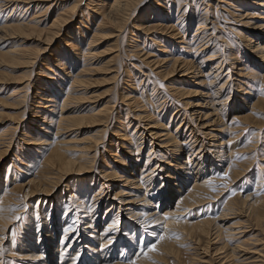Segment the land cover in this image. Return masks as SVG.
<instances>
[{
    "label": "bare ground",
    "instance_id": "6f19581e",
    "mask_svg": "<svg viewBox=\"0 0 264 264\" xmlns=\"http://www.w3.org/2000/svg\"><path fill=\"white\" fill-rule=\"evenodd\" d=\"M42 1L43 0H0V15L2 13V10H4L5 9L4 7H6V6L12 8V11L23 10L22 13L25 14V12L28 9L33 7L30 5L35 4L34 5L35 11H34L33 15L31 14V16H30L31 19H29V22H26L23 24V22L19 23V21H15L16 23H10L9 24L7 20L9 19L10 16L9 17L8 16L3 17V19H5L6 21L4 20L5 23H3V22L1 23V21H0V23L3 25L0 27V31L4 32L5 34L8 33V35H10V36L11 35H23L26 38L28 36L32 37L33 34L37 35V37H40V39H42V41H43V42H38V43H42V45L43 44L46 45V48H42L41 52L43 53V51L45 52L51 48L50 46L53 45V43L58 38V36H60L61 32H63L66 29L67 25L70 23L69 18L72 15L74 16V12H75V15L78 13V16H79V14H83V13H82V11L77 10V7H79V4L78 5L74 4V6L69 10L62 8V10L59 11L62 13H60V15L57 14L54 17H52V20L50 21V23L48 25L45 23L46 24L45 25L44 22H42L40 20V18L43 16H46V13L48 12V10L38 6V3L42 2ZM63 1L64 0H52V1L49 0V2L52 3L51 5H54L55 7L57 5L59 6L60 3H62ZM46 2H47V0H46ZM53 2H54V4H53ZM88 2L89 3L85 4V10H90V13H88V11H87L85 16L79 17V19L81 18L79 20L80 26L78 25L79 27H81V26H83L84 28L86 27L85 30L84 29L81 30V28H83V27H81L79 29L77 24L74 25V27H72V28H74V30L67 33L66 36L64 35L65 37L62 40V44L59 46L58 51L54 52L53 54L50 53V60L52 59L55 62V66H57L58 69H60V71H62V72L64 71V77L61 76L59 73H56V78L54 81V78L52 77V75L55 74L54 73L55 71H53L51 69L52 66L49 65V63H47V62H49L48 61L49 59L44 60L42 63V66L45 69H47L48 72H50V74H52V75L45 74L44 73L45 71L40 73V75H38L40 80L38 79L39 81H38L37 86H40L42 90H40L41 91L40 92L39 89H36V92L34 93L35 94L34 98L37 99V101H39V102H36L35 107L40 108V110H37V112L35 111V113H33L34 116L32 119L40 118V116H42V117L53 116L54 111H56V109H59V112L61 114L57 116V119L56 120L53 119V121L50 119V121H48L50 124H54V127H55L54 133H52L53 136H51V137H55L56 142H54V138H51L52 139L51 143H49L47 141V139L41 140V138L40 139L36 138V137H35L36 139L33 138L31 133H30V132H32V131H30L31 125L30 126L28 125L30 132L27 131L26 133H24L25 134L24 136L26 138H29V139H27V140L23 139V141L28 143L30 146H33V145L36 146L37 144H40L39 147L36 149L42 151L43 156H44L45 152H48L46 157H44V159H43V162H42L43 167L41 168L42 172L39 174L37 179L30 180L28 182V184H26V186L21 185V186L17 187V188H20L21 190L26 188V190L24 192L25 197H28L30 199L33 197H37L38 199L36 202L37 203L38 202H41V203L44 202L43 205H45V203L47 201L46 198H48V197L52 196V194L56 193L58 188H60L63 184H65V182L70 180L71 175H74L76 178L75 181L72 182L70 185H65L66 190H68V192L70 193L69 194L70 198L68 197V199H65V202L68 204V209H70L71 207L74 206L75 209L78 210L79 214L77 215V214L73 213L70 216L67 214V216H69L66 218L67 223L63 224V227L61 230L63 234L60 237L59 243L54 245V251H53L54 253L60 254V257H59V260L57 262H51L52 264H66L67 259L70 257V255H72V253H75V252L81 253L84 249H86L85 252L88 253L91 249L94 250L97 248V246H100L101 244H107L108 245V244H114L116 242H119L117 239V235H119L118 234L119 229H120L119 228L120 227L119 221L121 220L120 219L121 214L126 215V218H128V221L132 222V224L136 225V227H139V228L141 227L142 229H144V227H145L146 229L149 228L150 230H155L153 228V226L158 224L157 222L159 220L166 222L165 221L166 216L168 218H171V217L173 218V217L177 216L180 211H181V214L183 215L186 210L189 211V210L193 209L194 207L203 205L205 202H207L208 200H206L207 198L205 199L204 195L210 190V187H212L211 182L213 183V179H214V178H212L213 173H211L214 169L210 168L209 170H207V168L203 167V165H205V160L207 161L206 165L208 168L210 166H212V164H213V161L211 159L206 158L207 157L206 156L207 148H210V149L214 148L215 149V150H212V152L215 153V158H216V157H218L216 155L219 154V156H220V155L224 154L223 148L217 147V146L222 145L223 143L221 142L220 145L215 146L214 143L210 142V141L208 142L209 145L205 144L206 142L199 141L198 136L202 132L199 130H196V132H195L196 123H197V125H201L200 129L205 130V132H203V135L205 137H213L211 135L212 134L211 132H209V131L206 132L209 125H207V123H202V124L200 123L199 124V122H198V120H200V121L203 120V122H206V120L209 121L210 117L205 112L201 114V111H199V109H197L199 107H202L201 103L197 102V104L192 105V102H188V100H185V99L189 98L190 96L191 97L198 96L201 99V101H203V103L205 104L204 106H209V105L213 104V102H215L214 100L218 99V100H216L215 104L223 107V105L226 104V101L229 100V98H230V97L226 98L223 95H224L227 87L229 86V88H230L232 86V82H230V80H231L230 76L227 74V72L225 74L226 79L224 80L223 83H221V80L224 79L222 76V73H223L222 69L223 68H225L229 72L232 71L233 69L237 70L236 75H238L240 78H242V80H241L242 82L240 84H243V85H247V84L249 85V82H251V81H258L260 79L264 80V74H262V71H264V13L261 14L262 16H259V18H260L259 21L253 22L254 25H256L257 23L258 24L254 27L251 26L252 29L251 30L248 29L249 31L247 32L246 35L245 34L240 35V32H239L238 41L240 40L241 45L233 48L230 43H228V42L226 43L227 49H225L226 52L224 53L226 55H225L224 59L221 60L219 58L220 60L218 61V60H216V52L219 50H217V49H216L217 51L216 50H214V51H212V50L206 51L205 50L208 48L207 46L209 45V40H207V38L209 37L208 36L209 34L204 31V30H208V28H207L208 26H207L206 20H202L205 18H200V19H197V21H196L195 19H193L194 16H192V17L188 16L187 17V16L183 15V14H185L184 10H183L184 12L178 11L179 6L178 7L176 6V10L174 9L176 12L174 13L172 6L169 5V3L166 2V0H153V4L151 5V9L149 11L150 14H148L150 16V18L148 19L146 17V14H144V15L141 14L139 16L136 24H133V28L140 33H141V31L149 33L150 31H153V30H155L157 32H163L165 29H171V31H170L171 33H168V34H170L168 36V38L171 40H174V41L178 40L177 46H184L182 48H185V51L187 52V54L194 55L193 59L196 62L195 61L192 62L191 59L189 60L185 57H183V58L174 57L173 53H170L169 55L168 54L162 55V53L164 54V52H165L164 50L166 48L161 47V45L158 46L160 49L162 48L161 50H159L161 52V55H159V58H160L159 61L162 62V64L164 66L169 67V71H165V70L159 71L158 74L160 73L162 77L167 75L164 78V80H166V79H168V77L170 75H172L174 73L176 74V71L178 68L177 79H175L173 81H169L167 83V85H169L170 87L172 86L171 87L172 89L170 88L171 96L174 99L178 98V100H180L179 102H181V104L185 106L184 110H186V111L184 112V114L186 115V117H185L186 121L183 122V119H182V121L179 120L174 131L169 129L170 128L169 124H171L175 121V119L178 116L180 109L177 110L178 107H177V109L175 108L173 113L169 116L170 119H169L168 125L163 124L162 121H164V119L166 120V117H167V115H165V114H167V109H166L167 106L163 105V103H165L163 101L164 98L161 99V98L157 97L158 94L156 95L154 91L151 94H149L148 92H145L144 88L141 87V89H139L138 87L142 85L141 81L139 84H137L138 87H134L133 85L135 84V80L130 75H129L130 77L127 76L125 78L126 79L125 84L128 86V88H124L122 90V93H121V98H122L121 102H122V104H124V109L122 108L123 109L122 111L124 112V116L119 117V119H116V123H114L115 126H112L113 123H110L111 122V110L112 109L108 106L109 105L107 103L108 101L106 102V104H108V105L105 106L106 105L105 104L104 105L105 107H103L99 110H97V107L93 106L86 112L85 111L82 112V109H81V111H79V112L75 111L76 113H74L73 109L75 110V108H70L71 104L72 103L81 104V102H83L86 99L83 96L89 94V93H86V91L83 89V88H85L84 87L85 85L87 86V85H90L92 83L91 82L92 78L90 76H88L87 74H89V73L97 74L98 69L95 71V69H89L88 68L95 61L100 60L99 56H98L100 53H98V55H97V52H96L97 49H95V47L97 46V44H96L97 41H99L102 38H111V37L113 38L114 34L116 32L120 33L121 29L123 28V26L125 24V21L129 19L128 18V14L130 16L129 12L130 11L132 12L133 9H137L138 6L142 5V0H95V1L88 0ZM253 3L254 4H252V5L253 6L255 5V7L264 8V0H256V2H253ZM22 4H24L25 6H21ZM225 5L228 7H233L230 2H227ZM245 6H248V5H245ZM23 7H25V8L23 9ZM232 13H234V12H232ZM243 14H244V12H243ZM253 14L257 15L258 13L256 14L253 12L251 15H253ZM235 15L240 16L241 14L238 15V13H237ZM242 15H241V17H242ZM244 16L247 18L251 17L252 19L257 18V16L256 17L250 16L246 13ZM0 18H1V16H0ZM171 18L174 19L173 23L169 21V19H171ZM236 19H238V18L236 17ZM31 22H32V24H31ZM83 22L85 24L86 23L88 24L89 22H91L92 26L90 23H89L90 25L88 24V26H86L83 24ZM6 23H8V24L6 25ZM41 25H42V28H39V26H41ZM191 26L195 27L193 34L188 33V30H189V28H191ZM166 27H168V28H166ZM206 35L208 37H206ZM13 37H15V36H13ZM25 37H23V38H25ZM135 40H138V39H135ZM143 42L145 43V39ZM195 42H196V44H194ZM199 44H201V45L198 46ZM19 46L23 47V43H22V45H18L17 49L14 48L15 47L14 46V47H12V49H9L4 53L2 52V54L0 52V59H1V57H4V59L7 58L8 60H5V61H9V63H11L13 66H16V67L19 66L18 64H20V66H21V64L23 66H25L24 64L27 65L28 63H29V66H31L30 64L33 63L32 57L35 56V54L37 52L32 53L31 54L32 57L25 56L27 54L21 56L20 55V53H21L20 49H18ZM0 48H2V47H0ZM66 48L70 49V53L68 54L67 50H66L65 55H62V49H66ZM31 49H33V48H31ZM135 49L140 50L139 45L135 46ZM170 49H171V51H169V52H172L173 50L175 51V49H173V48H170ZM22 50H23V48H22ZM33 50H35V49H33ZM239 50H241L240 53H239ZM27 51H29V50H27ZM30 51H32V50H30ZM22 52L24 54V51H22ZM182 52H184V51H182ZM139 53H137V54H139ZM238 54L242 56V58H243L242 60L238 58ZM20 56H21V58H20ZM141 56H143V55H141ZM146 57H147V55L145 56V58ZM169 57H171V58H169ZM252 57H255V58H252ZM35 58L36 57H34V59ZM148 58H150V57H148ZM257 58L260 61L258 63L253 62V60L257 59ZM217 59H218V57H217ZM111 60L112 59H108L102 65V67L99 70L110 71V63L112 62ZM19 61H21V63H19ZM159 61H157V62L153 61L152 62V60H151L148 63L151 64V62H152L153 66L154 65L157 66L156 64H158ZM230 61H232L233 63L230 64ZM236 63L237 64L239 63L238 64L239 66L237 68L235 67ZM7 64H8V62H7ZM23 66H22V68L26 67V66L25 67H23ZM104 66L107 68L104 69ZM164 66H162V67H164ZM207 66L210 67V69L208 71L205 70V68H207ZM77 67H79L78 70H77ZM230 67L232 68V70L230 69ZM155 68H157V67H155ZM74 69H75V71H73ZM128 69H127V71H128ZM66 70L68 71L67 73L65 72ZM159 70H161V69H159ZM111 72L115 73V71H113V70ZM28 73L29 72L23 73V75L28 74ZM114 76L116 77L117 74L115 73ZM18 77H21V76H18ZM199 78H202V79L199 80L198 83H196L197 81L195 82V80L199 79ZM26 79H24V80H26ZM187 79H189V80H187ZM212 79H213V81H212ZM44 80L52 81V82L54 81L52 83L53 85L48 83V88L45 87L44 83H43ZM0 81H2L0 83H4V78L0 77ZM28 81H29V79H28ZM60 81L63 83H67L69 81L70 83L64 89V87H61L62 85L59 83ZM216 81H220L219 83H221V85L218 88L210 90V87L211 88H212V86L217 87V85H219V83L217 85H212ZM10 83H12V82H10ZM130 84H132V86ZM172 84H174V86ZM192 86L200 87L199 88L200 90H196L197 88L193 89ZM202 86H208V87H206L207 88L206 93H205V91H204V93H202V91H203ZM26 87H28V86L24 85L22 88H20V89L18 88V89L23 90ZM129 87H131V88L129 89ZM239 87L241 88V86H239ZM250 87H251V84H250ZM201 88H202V90H201ZM136 89H138V91ZM17 90L15 89L10 96H12L13 94L15 95ZM149 91H151V90H149ZM21 92H23V91H21ZM23 93L25 95V92H23ZM15 96L17 97L18 95H15ZM60 96L61 97L63 96V98L59 102L58 98ZM21 98H23V96H21ZM87 99H88V97H87ZM142 100H143V102H142ZM43 101H45L44 104L41 103ZM141 102H142V104L139 105ZM255 102H256V104H258L260 106L261 101L257 102V100H256ZM12 103H14V101ZM207 103H209V104H207ZM16 104H19V103H16ZM20 104H21V102H20ZM190 105H192V106H190ZM80 107L82 108V105L79 106L78 108H80ZM149 107H150V109H148ZM70 110L72 112H70ZM187 110H190V111H187ZM23 111H26V109L24 108ZM120 111L121 110L119 109L118 112H120ZM201 116H203V117L201 118ZM43 119H45V118H43ZM242 119L245 121V120H247V117L244 116V117H242ZM144 121H146L148 123H143ZM213 121H211V122H213ZM20 122L17 123L16 126H18V124H20ZM32 123L35 124L34 121H32ZM84 124H87L86 126L89 125L88 126L89 128L90 127H99L100 130L102 129V131L106 130L108 126H112L113 136L118 139V142L117 141L115 142V140L112 139L110 141V144L108 145L109 149L107 150L109 152V154L111 155V157L113 156L112 158H114L113 161L116 163V165H113V167L107 166V169L101 171L102 174H100L101 179H105V180L107 179L106 181L104 180L106 185H108L107 183H110L111 184L110 186H112V187H106L105 184L99 183L98 188L91 191L92 192V197H91L92 199H90V200L88 199V197H89L88 194L90 192V188L93 185L95 186L98 183L97 181H99V180L95 179V176H92L91 178H89L90 177L89 175H92L93 162H94V157L96 155V153H93V152L95 149L97 150L98 149L97 147L100 146L99 144H101L100 139L96 138L98 133H96V135L91 136L90 137L91 140L85 141V140H87V138L82 140V142H85V143H83L82 146L79 149H77V150L82 151L79 154H71V155L66 154L65 150H64V147H66V145L59 144L60 141H63V138H61V137L64 136V134L66 132H72L73 133V131H75V130L78 131L79 128H82L84 126ZM142 127H143V131H145V132L147 131V133L149 134V137H152L154 140L159 141V144H160L159 145L160 148L158 147V150H154L153 146L151 148H148V150H147L148 153L144 157V159H141L142 157L140 158V156H141L140 152L142 149V145H143V143H145V141L143 140L145 138V136L143 135L142 131L139 130ZM97 129L98 128H96V130ZM100 130H98L97 132H100ZM153 130H156V131H153ZM43 131H45V130H43ZM183 134H184V138L181 141L180 136H182ZM185 136H187V137H185ZM90 138H88V139H90ZM232 138H233V136H232ZM0 139H1V137H0ZM37 139H39V141H42V142H39V143L36 142V141H38ZM205 140H206V138H205ZM229 140H231V139H229ZM146 141H148V140H146ZM153 143L154 142H152V144ZM147 144L149 145V144H151V142L148 141ZM5 146H2V147H5ZM48 146H50V147H48ZM9 147H10V145L8 144L7 148H3V149L0 148V161L2 160L4 155L8 152ZM168 147H171V148L168 149ZM40 151H37V152L41 154ZM167 157L170 159V160L169 159L167 160V162H169V163L163 164V162H162L163 160L161 158L167 159ZM221 160L223 162H226L227 164L229 163V160H227L226 154L221 156ZM173 161H174V164L170 165ZM108 169H110V170L108 171ZM227 169H229V167H227ZM157 170H159V173L165 170L166 176H164V177L160 176L161 178H159V181L156 182L155 175H157V174H155V172H157ZM39 172H40V170H39ZM204 172H209L210 174H205ZM85 177H86V179H83ZM73 180H74V178H73ZM115 182L121 183V185L119 187H116L117 184L115 185ZM187 182H190V185L185 190V186L187 185L185 183H187ZM113 187L115 188L114 193H113V197H111V199H110L109 194H105V196H107V198H104L103 194L105 193V190L107 189L109 192V189L113 188ZM181 187H183L182 191L180 190ZM163 191H165V193L167 194V196H168L167 198H165V197L163 198V194H162ZM148 193H153L155 195H159V197L156 199L157 204H160V201H161V202H164L166 207H167V208H165L166 210L163 213H159L156 211L158 206H155V209H153L151 207V203L145 199L146 195L149 196ZM212 196L214 197V195H212ZM42 197H46V198H42ZM151 197H153V196H151ZM174 197L176 198L175 199L176 200L175 209H173L171 211V209H169L168 206L171 204V199H173ZM7 200L8 199L6 197H4V199L0 203V232L5 231V229L8 227L7 220L5 219V218H7V213H6L7 212V210H6L7 209V203L9 202ZM103 200L106 204L104 214H105L107 219L105 222L98 223L97 224L98 226L93 227L91 225L92 221H90V220H92V219L94 220L98 217V213H99L101 203ZM63 202H64V196L62 197L61 201L50 202V206H51V208L53 207V205L57 206L58 211H59V208L61 209V207H63L62 206ZM70 202H72V203H70ZM232 203L233 202L230 200L228 202V204H226V207L224 205V207L226 209L221 212V215H219L220 216L219 218L221 221H225V220L230 219L231 218L230 216H232V215H235V216L237 215L236 210H234L232 208V205H233ZM241 204L246 205L245 207H247L248 211L247 210H245V211L248 212L249 218H252L254 220V223H255V221L260 222V220L263 219L264 212L262 211V207L264 205L260 208V206L262 204V198L255 197L253 199H249L248 196L245 195L244 199L241 200ZM47 205H45V206H47ZM93 211H94V213L92 215H90V213H92ZM36 212L37 211L35 209L34 213L36 214ZM49 212L46 211V213H49L48 216L50 217L51 214L53 213V209H50ZM66 212H67V210H66ZM68 213H70V212L68 211ZM89 215L91 217H89ZM235 216L234 217L232 216V218H235ZM71 218H74V219L76 218V223L78 224V226H79V224H82V225L85 224L84 225L85 227H83V229L80 231V229L77 228L78 226H76V224H72L74 221L72 223L68 222L71 220ZM89 218H91V219H89ZM215 219L217 220V218H215ZM212 222H213L212 219L211 220H208V219L197 220L195 223L190 225L189 228L191 230L196 231L200 235H203L205 237H209L210 232H211V228L213 229V227H215L213 229L214 233L212 234V232H211L212 236H215V238H218L220 235H222L224 233L225 236L228 237V239H226V240H228V242L231 241L232 239L239 240L241 235L243 236V234H245L244 231L246 229H244V230L240 229V228L234 229L233 227L232 228L230 227V229H227V228L222 229V224H221V226L218 224V225L211 227ZM58 223H57V226H53V227L47 226L48 227V238H49L47 243H46V241L45 242H43L42 240L40 241L39 236H38V238L35 239V241H36L35 244H36V246H38L39 251L36 254H30L29 257L35 258V256L38 255V256H36V258L39 260V255L40 254L43 255V256H40L42 261H40L39 264H46V263H44L46 255H51L49 253V250L51 248L49 249L47 247H48V245H50V242H51V241L49 242V240H53L52 234L55 233L57 228L59 227ZM244 223H246V222L244 221ZM170 224H171V222H169V220H168L166 222V227H168L169 229H170V227H169ZM235 224H236V222H235ZM235 224H233V226ZM134 225H132V226H134ZM123 231H124L123 238L126 237V239L129 238V236H130V239L134 238L135 234H139L140 240L143 239V236H144L143 232H135L134 228H132V229L131 228H125ZM81 232L85 233L84 237H86V240L79 237V234ZM156 232H157V230L156 231H149L148 237L154 238L156 240L159 239L160 235H163L165 237L164 240H162L158 243L157 249L158 250L161 249V251H165V250L167 251L169 249L171 251L172 246H170L169 239H168V237H170L171 232L168 233V231L166 230L163 233H161L160 235L157 234ZM110 235H112L111 238H110ZM192 235H194V233ZM45 237H47V236H45ZM198 237H199V235H198ZM67 238H69V240H70L69 243H68ZM177 238H178V236H177ZM173 240H175V239L173 238ZM94 241H97V246L94 244ZM200 241L198 240V243ZM122 242H124V241H122ZM131 242L132 243L128 244L127 247L124 246V244H121L120 253L125 251V249H128V251L130 252L131 249L137 248L138 244L135 243V241L133 239L131 240ZM174 242H176V241H174ZM201 243H203V242H201ZM177 244H179V243H177ZM235 244H236V242H235ZM30 246H31V243L28 246H26V250H29ZM141 246L142 245H140V247L138 248V251H137L140 254V256L139 257L137 256L138 259H137L136 264H148L149 261H150V263L155 262L154 260H153V262H151L152 261L151 259L155 255L153 253V251H149L148 248H146V247L141 248ZM176 246H178V245H176ZM225 246H226V244H225ZM114 248L115 247H112V249H114ZM205 248H207V247H205ZM223 248H224V246L220 249L223 250ZM242 248L243 247H242L241 242L238 241V243L235 246H233L230 250L225 252V255L222 257L223 261L225 260L223 264H248V263L257 264V262H258L257 259H252L253 256L248 257L247 256L248 253H245V251L248 248L245 251H243L244 249H242ZM224 250H226V249H224ZM65 253H67V256L61 255V254L64 255ZM138 253H137V255H138ZM156 253H158V252L156 251ZM99 254L100 255H98V260L102 259L101 260L102 264H119L120 263V262L115 263V261L113 259L108 260V259L104 258L105 255L103 252H99ZM114 255L117 256V254L115 252L113 254V251H112V258H115ZM25 256L26 255H23V257H25ZM107 256H109V255H107ZM171 256H172V254H171ZM155 257H156V255H155ZM258 257H260V256H257V258ZM232 258H234V259H232ZM90 260H92V259H90ZM159 260H160V258H159ZM247 260H251V261H247ZM88 262H90V264H91V261H88ZM254 262H256V263H254ZM263 262H264V260H263Z\"/></svg>",
    "mask_w": 264,
    "mask_h": 264
},
{
    "label": "rangeland",
    "instance_id": "374dc122",
    "mask_svg": "<svg viewBox=\"0 0 264 264\" xmlns=\"http://www.w3.org/2000/svg\"><path fill=\"white\" fill-rule=\"evenodd\" d=\"M50 1H52V0H50ZM92 1H95V0H92ZM169 1L166 0V2L172 6L174 13L176 12L175 11L176 6L177 7L179 6L178 11H180V12L185 11V14H183V15H185L187 17L188 16H191V17L194 16L193 19H195L196 21H197V19L205 18L202 20H206V23L208 26V27L207 26L206 27L208 28V30H204V31L209 34V35L207 34L209 37L206 35V37H208L207 40H209V45L207 46L208 48L205 50L206 51H211V50L214 51L216 49L219 50V51L216 50L217 51L216 52V60H218V61L220 59L221 60L224 59V57L226 55V54H224L226 52L225 49H227L226 43L227 42L230 43L233 48L241 45L240 40L238 41L239 32H240V35L241 34L246 35L247 32L252 29L251 26L254 27L258 24L257 23L256 25H254L253 22L259 21L260 20L259 16H262L261 14L264 13L263 12L264 8H258V7H255V5L254 6L252 5V4H254L253 2H256V0H172V1L169 0ZM54 2H53V4H54ZM63 2L60 3V5L62 4L61 6L57 5L56 7L54 5H51L52 3L49 2V0H47V2H46V0L45 1L43 0L42 2L38 3L39 7H42L44 9L48 10V12L46 13V16L41 17L40 20L42 22H44V24L46 23L48 25L50 23V21L52 20V17H54L57 14L60 15V13H62V12H59L62 10V8L69 10L74 6V4L75 5L79 4V7H77V10L82 11V13L84 15L79 14V16H78V13L75 15V12H74V16L73 15L72 16L70 15L71 17L69 16L70 17L69 18L70 23L67 25L66 29L63 32H61L60 36H58V38L55 40L53 45L50 46L51 48L49 50H47L48 52L47 51H45V52L43 51V53L41 52L42 48H46V45H44V44L42 45V43H38V42H43V41H42V39H40V37H37V35H35V34H33L32 37L28 36L26 38L23 35H11L10 36V35H8V33L5 34L4 32L0 31V47H2V48H0L1 54H2V52L4 53L7 50L12 49V47H14V46H15L14 48L17 49V46L22 45V43H23V47L19 46V48H18V49H20V52L22 53V54L20 53L21 56L27 54L25 56L32 57L31 54L37 52L35 54V56L32 57L33 63L30 64L31 66H29V63L27 65L23 63L26 67L23 66L22 64H21V66H20V64H18L19 65L18 67L13 66L11 63H9V61H5L8 59L7 58L4 59V57H1V59H0V77L4 78V83H0V137H1L0 148L1 149L7 148L8 144L10 145L8 152L4 155V157L0 161V203L2 202L4 197H6L8 199L7 201H9L7 203V209H6L7 210V212H6L7 218H5L7 220L8 227L5 229V231L0 232V264H39V262L42 261L40 256H43V255H41V254L39 255V260L36 258V256H38V255H36L35 258L29 257L30 254H36L39 251L38 246H36V244H35V242H36L35 239L38 238V236H39L40 241L41 240L43 242L46 241V243H47L48 239H49L48 238V227L57 226V223L59 222L58 223L59 227L57 228L56 232L52 234L53 240H49V242L51 241L50 245H48V247L46 246L49 249L51 248L49 250V253L51 255H46L44 263L52 264L51 262H57L59 260L60 254L54 253L53 251H54V245L59 243L60 237L63 234L61 231L63 224L67 223L66 218L69 217L71 214H73V213H75L77 215L79 214L78 210L75 209L74 206L71 207L70 209H68V204L65 202V199H68L69 194H70L68 192V190H66L65 185H70L72 182L75 181L76 178L74 175H71L70 180L65 182V184H63L60 188H58L56 193L52 194V196H50L48 198L42 197V198L47 199V201L45 203V205H47L49 203L47 206L43 205L44 202H42V203L38 202L37 203L36 202L38 199L37 197H33L31 199L28 197H25L24 192H25L26 188L23 190H21L20 188H17L21 185L26 186V184H28V182L30 180L37 179L39 174L42 172L41 168L43 167V164H42L43 159L48 154V152H45L44 156H43L42 151L36 149L39 147L40 144H37L36 146H34V145L30 146L28 143L23 141V139L24 140L29 139V138H26L24 136L25 135L24 133L29 131L28 125L29 126L31 125L30 131H32L33 133L30 131L29 132L31 133L33 138H35V137L39 138V139L41 138V140L47 139V141L49 143L52 142L51 138H54V142H56V138L51 137V136H53L52 133H54V128H55L54 124H50L48 121H50V119L52 121H53V119L54 120L57 119V116L61 114L59 112V109H56V111H54L53 116H49V117L40 116V118L32 119L34 116L33 113H35V111L37 112V110H40V108L35 107L36 102H39V101H37V99L34 98V96H35L34 93L36 92V89H39V91L42 90L40 86H37L38 81L40 80L38 75H40V73H42L44 71H45L44 72L45 74H50V72H48V70L42 66V63L44 60L49 59L48 60L49 62H47V63H49V65L52 66L51 69L53 71H55L54 72L55 74H53V75L50 74L54 78V81L56 78V73H59L61 76L64 77V71L63 72L60 71V69H58V67L55 66V62L52 59L50 60V53L53 54L54 52L58 51V48L62 44V40L64 39L66 34L71 32L72 30H74V28H72V27H74V25H76V24H77V26L79 25V20L81 19V18L79 19V17L85 16L87 11H88V13H90V10H85V4L89 3L88 0H64ZM227 2H230L233 7L226 6L225 4ZM152 4H153V0H142L141 6H138L137 9H133L132 10L133 13L131 11L129 12L130 13V16L128 14L129 19L125 21V24H124L123 28L121 29L120 33L116 32L114 34L113 38L112 37L111 38H102L99 41H97V43H96L97 46L95 47V49H97L96 50L97 55H98V53H100L98 55L100 60L95 61L90 67H88L89 69H95V71L98 69L97 74H93V73L87 74L88 76H90L92 78V81H91L92 83L90 85H87V86L85 85L84 86L85 88H83V89L86 91V93H89V94L83 96L86 99L83 102H81V104H77V103L71 104L70 108H75V110L73 109L74 113H76L75 111H77V112L81 111V109H82V112L83 111L86 112L93 106L97 107V110H99V109H101V108H103L109 104L108 106L112 109L111 110V122L110 123H113L112 126H115L114 123H116V119H119V117L124 116V112L122 111L124 109V104H122V102H121L122 101L121 93H122V90L124 88H128V86L125 84V80H126L125 78L127 76L128 77L131 76L135 80V84L133 85L134 87H138L137 84H139L141 81L142 85L138 87L139 89H141V87H142L145 89V92H148L149 94H151L154 91L156 95L158 94L157 97H159L161 99L164 98L163 101L165 103H163V105L167 106V108H166L167 114H165V115H167V117H166V120L165 119H164V121L161 120L163 122V124L168 125V122L170 119L169 116L173 113L175 108L177 109V107H178L177 110H179V109L181 110V111L179 110L178 116L175 119V121L173 123L169 124V127H170L169 129L174 131L179 120L182 121V119H183V122L186 121L185 120L186 115L184 114V112L186 111V110H184L185 106L182 105L181 102H179L180 100H178V98L174 99L171 96L170 88L172 86L170 87L169 85H167V83L169 81H173V80L177 79L178 68H177L176 74L174 73V74L170 75L168 77V79H166V80H164V78L167 75L162 77L160 73L158 74L159 71H164V70L169 71V67L164 66L162 64V62L159 61L160 60L159 55H161V52L159 50H161L162 48L160 49L158 46L161 45V47L166 48L164 50L165 51L164 54L162 53V55H165V54L169 55L170 53H173L174 57H180V58L185 57L189 60L191 59L192 62L195 61L193 59L194 55L187 54V52L185 51V48H182L184 46H177L178 40L174 41V40H171L168 38V36L170 35L168 33H171L170 32L171 29H165L163 32H157V31L153 30V31H150L149 33L143 32V31H141V33H140L133 28V24H136V22H137V20L141 14H143V15L146 14V17L148 19L150 18V16L148 14H150L149 11L151 9ZM34 5L33 4L30 5L33 7L28 9L26 11L27 13L25 12V14L22 13L23 10L12 11V8H10L8 6L4 7L5 9L2 10V13L0 15L1 16V18H0L1 23L2 22L5 23L6 20L3 19V17H7V16L8 17L10 16L9 19L7 20L9 24L10 23H16L15 21H19V23L23 22V24L26 22H29V19H31V17H30L31 14L33 15L34 11H35ZM245 5H248V6H245ZM21 6H25V5L22 4ZM24 8L25 7H23V9ZM232 12H234L235 14L238 13V15L239 14L242 15L243 12H244V14L241 17V15L236 16ZM251 12L252 13L254 12L256 14L258 13V14L257 15H255V14L251 15L252 14ZM245 13L250 15V16H254V17L257 16V18H255V19H252L251 17L247 18L244 16ZM236 17L238 19H236ZM169 21L173 23L174 19L171 18V19H169ZM1 23H0V27L3 26ZM8 23H6V25ZM89 23L92 26V23L91 22H89ZM31 24H32V22H31ZM83 24L88 26L87 23L85 24L83 22ZM79 26H78L79 29L81 27H83V26H81V27H79ZM39 28H42V25L39 26ZM85 28L83 27V28H81V30H83V29L85 30ZM166 28H168V27H166ZM194 30H195V27L191 26V28H189V30H188V33L193 34ZM13 36H15V37H13ZM22 36L25 38H23ZM143 38L145 39V43L143 42L144 41ZM135 39H138V40H135ZM194 44H196V42ZM201 44H199L198 46H200ZM137 45H139L140 50L135 49V46H137ZM22 48H23V50H22ZM31 48H33L35 50H33ZM170 48L175 49V51L173 50L172 52H169V51H171ZM27 50H29V51L32 50V51L29 52ZM66 50H67L68 54L70 53V49H67V48L62 49V55H65ZM22 51H24V54ZM182 51H184V52H182ZM240 52H241V50H239V53ZM137 53H139V54H137ZM141 55H143V56H141ZM146 55H147V57L145 58ZM21 56H20V58H21ZM34 57H36V58L34 59ZM148 57H150V58H148ZM217 57H218V59H217ZM169 58H171V57H169ZM238 58L241 60L243 59L242 56L239 54H238ZM252 58H255V57H252ZM108 59H112L111 60L112 62L110 63V71L99 70L102 67V65ZM151 60H152V62L153 61H155V62L159 61L160 64L158 63V64H156L157 66H155V65L153 66L152 62H151V64L148 63ZM259 61L260 60L258 58L253 60V62H257V63ZM7 62H8V64H7ZM19 63H21V61H19ZM231 63H233V62L230 61V64ZM238 64L236 63V65H235L236 68L239 66ZM22 66L25 68H22ZM162 66H164L165 68ZM155 67H157V68H155ZM106 68L107 67L104 66V69H106ZM78 69H79V67H77V70ZM127 69H128V71H127ZM159 69H161V70H159ZM209 69H210V67H208V66H207V68H205V70H207V71ZM230 69L232 70L231 67H230ZM112 70L115 71V73L117 74L116 77L114 76L115 73L111 72ZM73 71H75V69ZM222 71L224 73V74L222 73V76L224 79L221 80V83H223L224 80L226 79V77H225L226 72L230 76V79H231L230 82H232V86L230 88L228 86L224 95H223L226 98L230 97L229 100L226 101V104L223 105V107L215 104L216 100H218V99L214 100L215 102H213V104H211L209 106H204L205 104L203 103V101H201V99L198 96H195V97L190 96L189 98L185 99V100H188V102H192V105L197 104V102L201 103L202 107H199L197 109H199V111H201V114L205 112L210 117L209 121L206 120V122H203V120H201V121L198 120V122H199V124L200 123L201 124L207 123V125H209V126H208L206 132H208V131L211 132L212 133L211 135L213 137H205L203 135V132H205V130L200 129L201 125H197V123H196L195 132H196V130H199L202 132L198 136L199 141L206 142L205 144H207V145H209L208 142L210 141V142H213L215 146L220 145V143L222 142L223 144L220 146H217V147L223 148L224 154H226L227 160H229L228 164L226 162H223L221 160V156L224 154H222V153H221L222 155H220V156H219V154L216 155L218 157L215 158V153L212 152V150H215V149L214 148L213 149L207 148V153H206L207 157L206 158L211 159L213 161V164H212V166H210L208 168L206 165L207 161L205 160V165H203V167L207 168V170H209L210 168L214 169L211 172V173H213L212 178H214L213 183L211 182L212 187H210V190L204 195L205 199L207 198L206 200H208V201L205 202L203 205L194 207L193 209H191L189 211L186 210L183 215L181 214V211H180L177 216H175L173 218L171 217V218L166 219L165 220L166 222L168 220H169V222H171V224L169 225L170 229L168 227H166V222H163L162 220L161 221L159 220L157 222L158 224L153 226V228L155 230H150L149 228L146 229L145 227H144V229H142L141 227L140 228L136 227V225H134V224H132V222L128 221V218H126V215L121 214V216H120L121 220L119 221V224H120L119 225L120 229L118 232L119 235H117V239L119 242H116L114 244H108V245L107 244H101L100 246H97V241H94V244L97 246L96 249H94V250L91 249L89 252L87 251L88 253L85 252L86 249H84L81 253H77V252L72 253V255H70V257L67 259L66 264H90V262H88V261H91V264H102V261H101L102 259L98 260V255H100L99 252H103L105 255L104 258H106L108 260L113 259L115 261V263L120 262L119 264H122V263L123 264H129L130 261H134V264H136L137 259L140 256V254L137 252L140 245H142L141 248H144V247L149 248V246L151 244L156 243V241H157L156 239L148 237L149 231H156V230H157L156 233L159 235L166 230L168 231V233L171 232L170 237H168V239H169V244L172 247H171V251L169 249H168L169 251L168 250L167 251L166 250L161 251V249H159V250L157 249L158 243H156V249L153 250V253L156 255V257L154 255V257L151 259L152 260L151 262H153V260H154L156 263L155 262L150 263V261H149L148 264H223L225 260L223 261L222 257L225 255V252H227L233 246H235L238 243V241L241 242L242 247H243L242 249H244L243 251H245L248 248L245 251V253H248V255H247L248 257L253 256L252 259L258 260L257 264H264V262H263V260H264L263 259L264 258V217L262 220H260V222L255 221V223H254V220L252 218H249V216H248V212H247L248 210H247V207H245L246 205L241 204V200L244 199L245 195H247L249 199H253L255 197L262 198V204H261L260 208L264 205V201H263L264 200V80L260 79L258 81H251V82H249V85L248 84L243 85V84H240L242 82L241 81L242 78H240L238 75H236L237 70L233 69L232 71L229 72L228 70L223 68ZM27 72H29V73L25 74L26 76L23 75V73H27ZM65 72L67 73L68 71L66 70ZM262 74H264V71H262ZM18 76H21V77H18ZM24 79H26V80H24ZM28 79H29V81H28ZM201 79L202 78L196 79L195 82L197 81L196 83H198L199 80H201ZM187 80H189V79H187ZM212 81H213V79H212ZM0 82H2V81H0ZM10 82H12V83H10ZM53 82L52 81H46V80L43 81L44 86L47 88H48V83L53 85L52 84ZM219 82L220 81H216L212 85H217ZM59 83L62 85L61 87H64V89H65L67 87V85H69L70 82L68 81L67 83H63L60 81ZM221 83H219V85H217V87H213V86H212V88L210 87V90L218 88L221 85ZM250 84H251V87H250ZM24 85L28 86V87H26L23 90H19ZM130 85L132 86V84H130ZM172 85L174 86V84H172ZM239 86H241V88ZM202 87H203L202 93H204V91L206 93V90H207L206 87H208V86H202ZM130 88L131 87H129V89ZM192 88L193 89L197 88L196 90H200L199 89L200 87H197V86H192ZM15 89L16 90L18 89L16 94H15L18 96L16 97L14 94H13L14 96L13 95L10 96ZM136 90L138 91V89H136ZM149 90H151V91H149ZM201 90H202V88H201ZM21 91L25 92V95ZM20 95L23 96V98H21ZM87 97H88V99H87ZM62 98H63V96L62 97L60 96L58 98V101L60 102V100H62ZM256 100H257V102L261 101L260 106L258 104H256V102H255ZM13 101L15 104L16 103H19V104L15 105L14 103H12ZM20 102H21V104H20ZM106 102L108 104H106ZM142 102H143V100H142ZM142 102L139 105H141ZM41 103L44 104L45 101H43ZM207 104H209V103H207ZM81 105H82V108L81 107L78 108ZM192 105H190V106H192ZM24 108L26 109V111H23ZM119 109L121 110L120 112H118ZM148 109H150V107ZM187 111H190V110H187ZM70 112H72V111L70 110ZM244 116L247 117L248 121L247 120L244 121L242 119V117H244ZM202 117L203 116H201V118ZM43 118H45V119H43ZM32 121H34L35 124H33ZM211 121H213V122H211ZM19 122H20V124H18V126H16L17 123H19ZM143 123H148V122L144 121ZM86 125L87 124H84V126L82 128H79L78 131L77 130L73 131V133L72 132H66L68 135L65 133L64 136L61 137V138H63V141H60L59 144L66 145V147H64L66 154H70V155L71 154H79L82 151L77 150V149H79L82 146V144L85 143V142H82V140H84L85 138H87V140H85V141L91 140L90 137L93 135H96V133H98L96 138L100 139L101 144H99L100 146L97 147L98 149L97 150L95 149L93 152V153H96V155L94 157L93 168H92L93 171H92V175H89L90 177L89 176L88 177L91 178L92 176H95V179H97L99 181H97L98 183L95 186L93 185L90 188V192L88 194V196H89L88 199L90 200V199H92L91 198L92 197L91 191L98 188L99 183L105 184L106 187H112V186H110L111 185L110 183H107L108 185H106L105 181L107 179L106 180L101 179L100 174H102L101 171L107 169V166L113 167V165H116V163L113 161V159H114V158H112L113 156L111 157V155L109 154V152L107 150L109 149L108 145L110 144V141L113 139V140H115V142L116 141L118 142V139L113 136L112 126H108L106 130L102 131V129L100 130L99 127H90L89 128L88 127L89 125L88 126H86ZM96 128H98V129L96 130ZM43 130H45V131H43ZM98 130H100V132H97ZM139 130H141L143 135L145 136V138L143 139L145 141V143H143L142 149L140 152V155H141L140 158L142 157L141 159H144V157L148 153L147 152L148 148H151L153 146L154 150H158V147L160 148V146H159L160 144H159V141H156L152 137H149V134L147 133V131L146 132L143 131V127ZM153 131H156V130H153ZM232 136H233V138H232ZM185 137H187V136H185ZM204 137L206 138V140ZM88 138H90V139H88ZM180 138H181L180 140L182 141L184 138V134L182 136H180ZM39 139H37L38 141H36V142H38V143L42 142V141H39ZM229 139H231V140H229ZM146 140L151 142V144L148 145L147 144L148 141H146ZM152 142H154V143L152 144ZM2 146H5V147H2ZM48 147H50V146H48ZM170 148L171 147H168V149H170ZM37 151H40L41 154L38 153ZM161 159L163 160L162 161L163 164L169 163V162H167V160L169 159L168 157H167V159H163V158H161ZM173 164H174V161L170 165H173ZM227 167H229V169H227ZM39 170H40V172H39ZM109 170L110 169H108V171ZM165 173H166L165 170L160 172V173H159V170H157V172H155V174H157V175H155L156 182L159 181V178H161L160 176H163V177L166 176ZM204 173L210 174L209 172H204ZM73 178H74V180H73ZM83 179H86V177ZM116 184H117L116 187H119L121 185V183H118V182H115V185ZM185 184H187L185 186V190H186L189 187L190 182H187ZM113 188H110L109 192L106 189L105 193L103 194V197L107 198V196H105V194H109V198L111 199V197H113V193L115 190V188L114 189ZM182 189H183V187L180 188L181 191H182ZM148 194H149V196L146 195L145 199L151 203V207L153 209H155V206H158L156 211L159 213H163L166 210L165 208H167V207H166L165 203L161 202V201H160V204H157L156 199L159 197V195H155L153 193H148ZM162 194H163V198L168 197L167 194L165 193V191H163ZM212 195H214V197ZM63 196H64V202L62 205L63 207H61V209L59 208V211H58L57 206L53 205V207L51 208L50 202L61 201ZM151 196H153V197H151ZM175 199H176L175 197L173 199H171V204L168 206L169 209H171V211L173 209H175V203H176ZM104 200L101 203V207H100V210L98 213V217L94 220L93 219L90 220V221H92L91 225L93 227L98 226L97 225L98 223L105 222L107 219L105 214H104L105 208H106V204H105ZM230 200L233 202L232 208L234 210H236V213H237L236 216L235 215H232V216L233 217L235 216L236 219L232 218V216H230L231 217L230 219L225 220V221H221L219 218L220 217L219 215H221V212L226 209L225 208L226 204H228V202ZM70 203H72V202H70ZM224 205H225V207H224ZM42 206L43 207L45 206V207L43 208ZM263 207H262V211L264 212ZM35 209L37 211L36 214L34 213ZM50 209H53V213L49 217L48 214L50 213L49 212ZM66 210H67V212H66ZM245 210H247V211H245ZM46 211H48L49 213H46ZM68 211L70 213H68ZM93 213H94V211L92 213H90V215H92ZM62 214L63 215L65 214V215L63 216ZM67 214L69 216H67ZM90 215H89V217H91ZM17 216L20 217L19 221L16 220ZM203 218L208 219V220L212 219L213 222L211 223V227L218 225V224L221 226V224H222V229H225V228L230 229V227L231 228L233 227L234 229L235 228H240L243 230L246 229L244 231L245 234H243V236L241 235L239 240L232 239L231 241L228 242V240H226V239H228V237L225 236L224 233L222 235H220L218 238H215V236H212V234L214 233L213 229L215 227H213V229L210 227L212 234L210 232L209 237H205L203 235H200L196 231L191 230L189 228V226L192 225L193 223H195L197 220H204ZM215 218H217V220ZM73 219L74 218H71V220L68 222L72 223L74 221L72 224H76V226H78V224L76 223V218L74 220ZM89 219H91V218H89ZM244 221L246 223H244ZM235 222H236V224H235ZM232 223L235 224L234 225L235 227L233 226ZM84 225L85 224H83V225L79 224V226L77 228H79L81 231L83 229V227H85ZM132 225H134V226H132ZM125 228H131V229L134 228L135 232H143L144 236H143V239H141L142 240L141 241L139 234H135V237L132 239L135 241V243L138 244L137 248L131 249L130 252L128 251V249H125V251L120 253L121 244H124V246L127 247L128 244L133 242V241L131 242L132 239H130V236L127 239H126V237L123 238V235H124L123 230ZM192 232L194 233V235H192L193 234ZM13 233H15V235H13ZM198 235H199V237H198ZM45 236H47V237H45ZM84 236H85V233L81 232L79 234V237L86 240V237H84ZM111 236L112 235H110V238H111ZM177 236H178V238H177ZM173 238L175 240H173ZM67 239H68V243H69L70 240H69V238H67ZM198 240L199 241L201 240V241L198 243ZM122 241H124V242H122ZM174 241H176V242H174ZM201 242H203V243H201ZM235 242H236V244H235ZM30 243H31V246L29 247V250H26V246H28ZM177 243H179V244H177ZM225 244H226V246H225ZM176 245H178V246H176ZM223 246H224V248H223V250H221L220 248H222ZM112 247H115V248L112 249ZM205 247H207V248H205ZM224 249H226V250H224ZM112 251H113V254H114V252L117 254V256L114 255L115 258H112ZM156 251L158 253H156ZM137 253H138V255H137ZM171 254H172V256H171ZM23 255H26V256L23 257ZM61 255L67 256V253H65L64 255L63 254H61ZM107 255H109V256H107ZM257 256H260V257L257 258ZM159 258H160V260H159ZM90 259H92V260H90ZM232 259H234V258H232ZM247 261H251V260H247ZM254 263H256V262H254ZM248 264H251V263H248Z\"/></svg>",
    "mask_w": 264,
    "mask_h": 264
},
{
    "label": "snow or ice",
    "instance_id": "6c2138e0",
    "mask_svg": "<svg viewBox=\"0 0 264 264\" xmlns=\"http://www.w3.org/2000/svg\"><path fill=\"white\" fill-rule=\"evenodd\" d=\"M165 219H168V217L166 216ZM16 220L19 221V220H20V217L17 216V217H16ZM13 235H15V233H13ZM164 239H165V237H164L163 235H160V236H159V239L157 240L156 243H159L160 241H162V240H164ZM156 243L151 244V245L149 246L148 250H149V251H153V250H155V249H156ZM129 264H134V261H130Z\"/></svg>",
    "mask_w": 264,
    "mask_h": 264
}]
</instances>
